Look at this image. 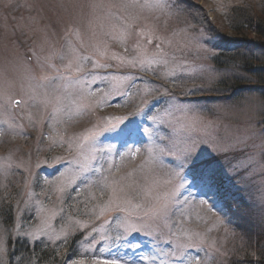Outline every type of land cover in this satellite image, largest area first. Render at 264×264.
<instances>
[{
  "label": "rangeland",
  "instance_id": "obj_1",
  "mask_svg": "<svg viewBox=\"0 0 264 264\" xmlns=\"http://www.w3.org/2000/svg\"><path fill=\"white\" fill-rule=\"evenodd\" d=\"M238 12L264 25V0H0V264L32 261L17 237L53 264H254L264 97L215 85L225 43L262 42Z\"/></svg>",
  "mask_w": 264,
  "mask_h": 264
},
{
  "label": "trees",
  "instance_id": "obj_2",
  "mask_svg": "<svg viewBox=\"0 0 264 264\" xmlns=\"http://www.w3.org/2000/svg\"><path fill=\"white\" fill-rule=\"evenodd\" d=\"M239 15L240 16L229 14L227 26L236 32L240 26H243V23L248 22L254 27L253 29L257 31L258 37L262 39V42L250 44V49L244 46L246 44L238 45L235 44L234 41L225 43L222 47L221 54L215 57V62L219 64V67H222V61L227 59L236 66V73L221 74L215 85L223 95H229L233 98H239L245 93L252 92L259 93L264 97V25H262L263 23L261 21H252L256 20L253 16H244L240 13ZM243 50L249 52L250 55ZM236 202L237 200H234L232 204L236 206ZM247 234L249 235L246 237V241L254 240L256 242L254 243L256 255L253 257L249 256L250 261L252 260L254 264H264V230L260 227ZM57 246L48 248L42 241H33L29 243L27 240L17 237L12 244V257L15 258L17 262L24 259L26 260L27 258L31 259L32 261H26L27 264H49L50 262L48 261L50 258L55 260L60 259L61 261L63 256H66V254L70 255L69 251H65L62 256L60 255L58 258L57 253H61L62 246ZM60 261H56L54 264H59Z\"/></svg>",
  "mask_w": 264,
  "mask_h": 264
},
{
  "label": "snow or ice",
  "instance_id": "obj_3",
  "mask_svg": "<svg viewBox=\"0 0 264 264\" xmlns=\"http://www.w3.org/2000/svg\"><path fill=\"white\" fill-rule=\"evenodd\" d=\"M157 2L159 3V0H157ZM160 6H163V5L161 4ZM85 59H87V57H85ZM13 103L16 106H19L22 103V101L15 100V101H13ZM143 131L145 133H147L148 129L145 128ZM261 131L264 132V129H262ZM185 164H187V169H193L194 170L196 168L197 162L194 159V156L191 155L190 151H188V152L185 153L184 160H183V162L181 164V167H184ZM211 181H212V176L210 174H208V175L201 174V183L203 184V186L209 187L210 186V183L209 182H211ZM119 238L120 237H117V239H119ZM131 247L132 248H138L139 245L138 244H133V245H131ZM74 264H82V261H80V262H74ZM111 264H128V262L127 261H120V260H113L111 262Z\"/></svg>",
  "mask_w": 264,
  "mask_h": 264
},
{
  "label": "bare ground",
  "instance_id": "obj_4",
  "mask_svg": "<svg viewBox=\"0 0 264 264\" xmlns=\"http://www.w3.org/2000/svg\"><path fill=\"white\" fill-rule=\"evenodd\" d=\"M24 261H26V260L24 259Z\"/></svg>",
  "mask_w": 264,
  "mask_h": 264
}]
</instances>
